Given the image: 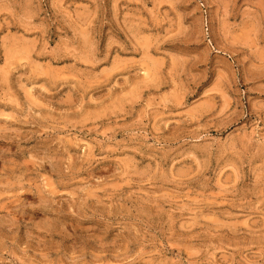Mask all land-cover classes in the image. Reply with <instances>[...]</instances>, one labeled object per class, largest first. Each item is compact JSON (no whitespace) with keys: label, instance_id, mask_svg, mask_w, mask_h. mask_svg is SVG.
<instances>
[{"label":"rangeland","instance_id":"1","mask_svg":"<svg viewBox=\"0 0 264 264\" xmlns=\"http://www.w3.org/2000/svg\"><path fill=\"white\" fill-rule=\"evenodd\" d=\"M0 264H264V0H0Z\"/></svg>","mask_w":264,"mask_h":264}]
</instances>
